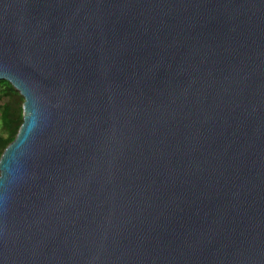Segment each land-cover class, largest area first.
I'll list each match as a JSON object with an SVG mask.
<instances>
[{
    "label": "water",
    "instance_id": "95a60500",
    "mask_svg": "<svg viewBox=\"0 0 264 264\" xmlns=\"http://www.w3.org/2000/svg\"><path fill=\"white\" fill-rule=\"evenodd\" d=\"M0 264H264V0H0Z\"/></svg>",
    "mask_w": 264,
    "mask_h": 264
},
{
    "label": "trees",
    "instance_id": "16d2710c",
    "mask_svg": "<svg viewBox=\"0 0 264 264\" xmlns=\"http://www.w3.org/2000/svg\"><path fill=\"white\" fill-rule=\"evenodd\" d=\"M0 158L15 140L23 123L24 98L6 80H0Z\"/></svg>",
    "mask_w": 264,
    "mask_h": 264
},
{
    "label": "rangeland",
    "instance_id": "374dc122",
    "mask_svg": "<svg viewBox=\"0 0 264 264\" xmlns=\"http://www.w3.org/2000/svg\"><path fill=\"white\" fill-rule=\"evenodd\" d=\"M2 102H1V99H0V104H1ZM0 125H1V122H0Z\"/></svg>",
    "mask_w": 264,
    "mask_h": 264
}]
</instances>
